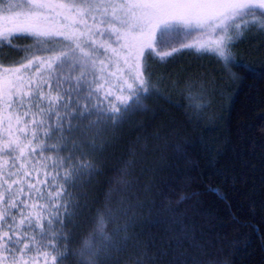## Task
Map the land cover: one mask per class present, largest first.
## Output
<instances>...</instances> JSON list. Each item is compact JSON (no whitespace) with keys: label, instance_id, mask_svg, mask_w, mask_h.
Returning <instances> with one entry per match:
<instances>
[{"label":"snow or ice","instance_id":"1","mask_svg":"<svg viewBox=\"0 0 264 264\" xmlns=\"http://www.w3.org/2000/svg\"><path fill=\"white\" fill-rule=\"evenodd\" d=\"M0 13L10 22L0 28V66L6 61L19 65L4 67L0 75V107L9 123V138L0 147V154L9 156L0 165V264H19L27 252L41 248L51 250L45 255L52 264H121L113 253L127 251L130 242L136 246L135 255L128 257L132 264H156L157 256L141 249L144 242L133 241L132 219H124L133 205L121 199L114 206L106 194L93 214L89 186L101 174L97 154L116 139V129L146 109L145 100L162 96L158 85L166 77L161 74L153 81L154 66L166 68L181 54L199 58L205 51L215 53L225 68L235 64L231 48L249 34L264 35V0H0ZM193 32L209 39L199 47L180 43ZM20 37L29 42L19 43ZM11 52L23 55L10 59ZM112 64L116 71L110 75L117 77L119 87L104 91L108 81L97 73ZM33 68L34 75H22ZM192 87L186 84L190 101ZM205 91L201 84L200 103H190L194 112L207 106ZM13 119L21 135L31 131L27 143L12 134ZM37 152L41 159L33 163ZM44 152L54 155L45 157ZM130 155L135 157V152L130 150ZM134 164V158L126 161L121 173L130 175ZM41 169L49 170L43 172L44 179L33 182ZM43 188L49 189L46 196ZM27 197L47 203L36 212L37 205H29ZM187 199L191 196H181L177 203ZM29 208L33 211H26ZM172 223L181 225L170 237L179 245L188 239V229L180 219ZM190 247L199 245L190 242ZM167 255V250L159 251V256ZM189 261L205 264L187 251L169 264Z\"/></svg>","mask_w":264,"mask_h":264},{"label":"trees","instance_id":"2","mask_svg":"<svg viewBox=\"0 0 264 264\" xmlns=\"http://www.w3.org/2000/svg\"><path fill=\"white\" fill-rule=\"evenodd\" d=\"M18 42L29 41L20 37ZM231 52L237 62H229L226 68L209 51L199 58L181 54L166 68L154 66L153 81L161 74L166 77L158 85L162 96L145 100L146 109L116 129V139L103 154H97L101 174L89 186L93 214L104 204L106 194L114 206L121 199L133 205L124 219H132L129 231L133 241L144 242L141 249L157 256L156 264H169L173 256L185 251L205 264H264V35L249 34ZM22 55L10 53V59ZM189 83L193 85L192 101L186 89ZM201 84L206 89L202 98L207 106L197 113L190 103H200ZM7 115L0 107V145L8 134ZM11 123L13 126L15 119ZM106 135L111 139L113 133ZM30 136L31 131L21 139L27 143ZM52 155L43 153L45 157ZM133 158L131 174H122L125 162ZM32 159L33 163L40 160L39 152ZM7 160V154H0V165ZM20 163L23 159L16 166ZM48 170L34 173L33 182L44 179L43 172ZM125 181L130 186L126 187ZM42 191L46 196L49 189ZM189 195L191 199L177 203L181 196ZM26 199L29 205H37L36 212L41 211L40 204L47 203L46 199ZM137 202L140 206H135ZM157 217L161 223H149ZM174 219L182 220L188 229V239L179 245L170 239L181 227L172 223ZM78 240L79 236L71 246L76 247ZM190 242L199 248L190 247ZM161 249L168 255L159 256ZM50 251L33 249L19 264H52L51 256L45 255ZM135 251V244L130 242L127 251L113 255L121 264H132L128 257Z\"/></svg>","mask_w":264,"mask_h":264},{"label":"rangeland","instance_id":"3","mask_svg":"<svg viewBox=\"0 0 264 264\" xmlns=\"http://www.w3.org/2000/svg\"><path fill=\"white\" fill-rule=\"evenodd\" d=\"M6 25H9L10 26V22L8 21H5L4 18H3V14L0 13V28H3L4 26ZM216 37H211V39H215ZM209 38L208 37H205L203 40L201 39V34L199 32H193L190 36H188L186 39H183L180 41V43H191V44H195L197 47L200 46V44L202 43H205ZM173 46H176L178 47L179 44H176V45H173ZM163 50H168V49H163ZM193 50H195V48H193ZM5 52H9L8 49H5L4 50ZM13 54H17L15 52H11ZM22 55V53H21ZM37 55H43V56H47V55H50V53H44V54H41V53H37ZM12 58V57H10ZM100 59L102 60H105L106 64L108 63L107 62V58L103 55L100 56ZM26 63V61H25ZM99 63V61H98ZM4 67H19L18 64H4L2 66H0V75H2L3 73V68ZM120 67H123V64L121 63ZM116 71V65L115 64H112L110 67H106L104 72L102 73H97L98 76H101L102 77V80H106L108 81V83H106L104 85V91H107L109 89L110 86H116L117 88L119 87V84L117 82V77L116 76H111L110 73L112 72H115ZM36 72V69L33 68L31 69L28 73L26 74H22V75H27V76H31V75H34ZM26 88V87H25ZM118 92V91H117ZM116 92V93H117ZM99 95V94H98ZM100 96L101 98H103V93H100ZM30 119V117L28 118ZM7 132H9V127L6 129ZM18 130L17 126H16V123L11 127V132L12 134L15 136V135H18V133H16ZM9 138L8 134L5 138V140H7ZM2 147V145H0Z\"/></svg>","mask_w":264,"mask_h":264}]
</instances>
